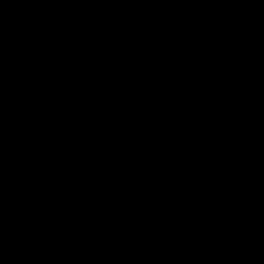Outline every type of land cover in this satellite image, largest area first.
Here are the masks:
<instances>
[{
	"label": "water",
	"instance_id": "obj_1",
	"mask_svg": "<svg viewBox=\"0 0 264 264\" xmlns=\"http://www.w3.org/2000/svg\"><path fill=\"white\" fill-rule=\"evenodd\" d=\"M0 264H264V0H0Z\"/></svg>",
	"mask_w": 264,
	"mask_h": 264
}]
</instances>
